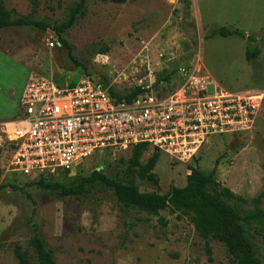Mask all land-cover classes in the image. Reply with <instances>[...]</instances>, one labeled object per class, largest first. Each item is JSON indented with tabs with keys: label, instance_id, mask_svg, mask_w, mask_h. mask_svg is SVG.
Wrapping results in <instances>:
<instances>
[{
	"label": "rangeland",
	"instance_id": "374dc122",
	"mask_svg": "<svg viewBox=\"0 0 264 264\" xmlns=\"http://www.w3.org/2000/svg\"><path fill=\"white\" fill-rule=\"evenodd\" d=\"M2 2L16 13L13 18H29L47 29L0 31V124L16 118L30 75L60 86L89 80L124 96L147 83L148 68L154 78H167L160 88L170 92L181 82L179 69L197 64L228 93H264V0H128L123 5L88 0L83 16L60 32L81 68L54 31L69 20L79 0ZM221 28L243 37L212 36ZM50 42L57 46L49 48ZM255 49L259 55L248 60L246 52ZM151 154L148 149L140 162L145 164ZM11 155L0 135V264H18L15 245L36 264L28 249L33 237L52 251L56 264H231L226 248L215 241L209 242L207 254L205 241L185 217L169 210L153 217L124 209L112 190L99 183L86 186L78 197L38 189L32 178L11 173ZM130 155V150L99 152L72 174L50 179L72 187L98 171L110 180L134 183L141 193L165 195L171 187H183L188 166H193L192 161L170 164L161 154L154 186L129 169ZM194 160L204 173L216 169L214 180L235 195L250 200L262 194L264 210V99L248 131L211 138ZM263 238L252 236L260 256Z\"/></svg>",
	"mask_w": 264,
	"mask_h": 264
},
{
	"label": "built area",
	"instance_id": "2783aa9c",
	"mask_svg": "<svg viewBox=\"0 0 264 264\" xmlns=\"http://www.w3.org/2000/svg\"><path fill=\"white\" fill-rule=\"evenodd\" d=\"M179 75L178 87L166 92L148 68L142 93L132 99L111 96L89 80L70 87L30 75L16 118L0 124L12 150L11 173L57 178L96 153L140 144L167 156L170 164H187L211 138L252 127L264 93H228L197 64L180 68Z\"/></svg>",
	"mask_w": 264,
	"mask_h": 264
},
{
	"label": "trees",
	"instance_id": "16d2710c",
	"mask_svg": "<svg viewBox=\"0 0 264 264\" xmlns=\"http://www.w3.org/2000/svg\"><path fill=\"white\" fill-rule=\"evenodd\" d=\"M87 1L79 0L71 12L69 20L62 24L59 29L54 30L60 46L68 50V57L77 68H81V65L71 55L70 47L60 37V32L70 28L77 17L83 16ZM97 1L104 4L123 5L128 0ZM12 16H16V13L7 10L0 0V31L10 27L47 29L43 23L25 17L13 18ZM212 36L243 37L237 30L230 31L224 28L213 31ZM259 53L257 49L251 54L247 51L246 58L248 60L254 59ZM164 81H167V78L164 80L156 79V84ZM74 85L71 83L69 86ZM109 92L114 97L132 99L142 93V90L135 88L124 96L116 94L114 90H109ZM148 149L144 144L133 146L130 149L129 169L139 180L158 186L154 169L160 155L152 151L145 164L140 162L143 153ZM192 162L193 166H188L189 175L186 177L185 186L182 188L171 187L165 195L156 192L141 193L134 183L123 184L113 181L98 171H93L90 176L82 178L76 186L72 187L63 186L50 178L42 177L31 183L38 189L58 192L62 197H78L84 194L86 186L99 183L112 190L116 202L124 209L137 210L153 217H159L161 211L169 210L170 213L177 214L178 217L187 218L198 237L205 241L208 255H210L208 244L210 241H215L226 248L232 258L231 264H264V254L260 256L259 248L252 242V236L264 237V210L260 208L263 195L260 194L250 200H245L214 180L216 170L204 173L198 168L197 160ZM61 175L68 176L69 173L65 172ZM3 188L4 186L0 185V189ZM13 189L17 190V188ZM245 206L252 208L243 210ZM28 249L31 251L36 264H56L52 251L45 247L40 238L33 237L28 242ZM13 255L18 264H33L31 255L19 245H15Z\"/></svg>",
	"mask_w": 264,
	"mask_h": 264
},
{
	"label": "crops",
	"instance_id": "0c3cea01",
	"mask_svg": "<svg viewBox=\"0 0 264 264\" xmlns=\"http://www.w3.org/2000/svg\"><path fill=\"white\" fill-rule=\"evenodd\" d=\"M23 92V91H22ZM20 98H21V96H20ZM19 102H20V100H19ZM158 162V161H157ZM156 167V166H155ZM216 170V169H215ZM216 173V172H215ZM189 175V171L187 172V175L186 176H188ZM185 181H186V179H185ZM185 186V183L183 184V187Z\"/></svg>",
	"mask_w": 264,
	"mask_h": 264
}]
</instances>
